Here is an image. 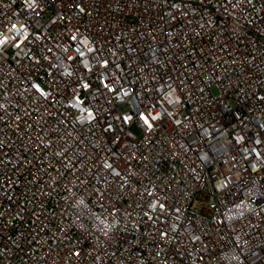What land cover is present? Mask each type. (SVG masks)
<instances>
[{"label":"built area","instance_id":"obj_1","mask_svg":"<svg viewBox=\"0 0 264 264\" xmlns=\"http://www.w3.org/2000/svg\"><path fill=\"white\" fill-rule=\"evenodd\" d=\"M0 264H264V0H0Z\"/></svg>","mask_w":264,"mask_h":264}]
</instances>
